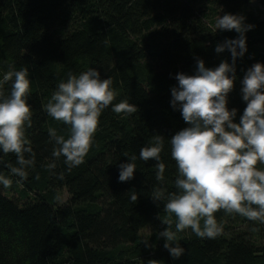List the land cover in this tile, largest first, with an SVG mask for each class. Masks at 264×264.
I'll return each mask as SVG.
<instances>
[{"label":"trees","instance_id":"1","mask_svg":"<svg viewBox=\"0 0 264 264\" xmlns=\"http://www.w3.org/2000/svg\"><path fill=\"white\" fill-rule=\"evenodd\" d=\"M253 1L264 7V0H0V67L28 68L33 116L26 134L36 159L22 185L14 177L11 188H0V264H264V225L257 223L253 231L252 222L223 210L216 213L220 235L179 234L185 254L173 259L159 237L166 227L163 202L150 197L158 185L155 161L137 159L133 179L118 181V165L161 135L164 187L175 190L168 139L187 125L170 106V90L178 72L194 74L196 58L208 68L231 63L227 50L214 49L238 34L208 27L225 13L254 25L245 33L247 52L236 61L237 79L228 95L238 122L246 106L240 80L254 63L264 64V19L248 11ZM89 67L112 78L118 93L113 103L127 99L137 111L105 109L85 162L67 171L60 158L48 170L54 147L48 129L67 137V128L43 105L69 71ZM0 155V171L7 175L16 157ZM133 191L136 202L130 199ZM147 228L150 233L143 235Z\"/></svg>","mask_w":264,"mask_h":264},{"label":"clouds","instance_id":"2","mask_svg":"<svg viewBox=\"0 0 264 264\" xmlns=\"http://www.w3.org/2000/svg\"><path fill=\"white\" fill-rule=\"evenodd\" d=\"M245 17L225 13L208 23L212 33L235 31L238 36L217 44V54L227 50L231 63L223 60L208 68L196 58L195 72H178L176 85L171 88L170 106L178 110L186 127L168 139L170 157L175 173L169 191L165 184L166 164L161 153L164 137L153 135L140 148L139 156H127V162L118 165V181L127 182L134 177L136 161H155L157 186L151 194L154 202H163L166 225L159 237L173 259L185 254L179 234L189 231L202 239H214L223 232L216 213L239 215L253 223L264 225V64L254 63L240 80V95L245 108L237 120V109L228 108V95L233 90L236 61L247 52L245 33L254 25L246 24ZM61 79L43 105L49 117L67 128V137L50 127L48 135L54 143L48 170L56 168L63 158L66 170L80 166L94 143L100 116L105 109L128 115L135 105L127 99L113 103L118 93L111 77L102 78L97 68L75 74L69 71ZM31 80L27 67L17 69L0 67V154H14L15 164L9 163L6 175L0 171V188H11L14 180L22 185L35 168L36 159L27 129L32 126L33 112L28 103ZM3 156L0 155V159ZM39 179V174L36 175ZM62 178V174H60ZM131 201L138 194L132 192ZM147 246V241L144 242ZM148 264H160L151 260Z\"/></svg>","mask_w":264,"mask_h":264},{"label":"rangeland","instance_id":"3","mask_svg":"<svg viewBox=\"0 0 264 264\" xmlns=\"http://www.w3.org/2000/svg\"><path fill=\"white\" fill-rule=\"evenodd\" d=\"M248 11H250L256 18L259 20L264 19V7L261 6L257 1H253L249 6H248ZM68 199V194L66 192H62L61 195V202L65 203ZM150 229L147 228L142 232L143 235L149 234Z\"/></svg>","mask_w":264,"mask_h":264}]
</instances>
